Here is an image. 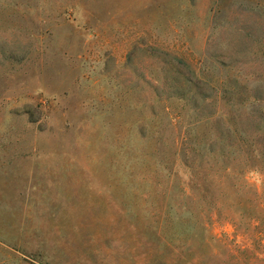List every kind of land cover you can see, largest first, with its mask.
I'll return each mask as SVG.
<instances>
[{"label":"rangeland","instance_id":"obj_1","mask_svg":"<svg viewBox=\"0 0 264 264\" xmlns=\"http://www.w3.org/2000/svg\"><path fill=\"white\" fill-rule=\"evenodd\" d=\"M0 264H264V0H0Z\"/></svg>","mask_w":264,"mask_h":264}]
</instances>
